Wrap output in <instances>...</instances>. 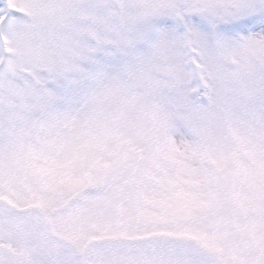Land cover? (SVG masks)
Masks as SVG:
<instances>
[{
	"label": "snow or ice",
	"instance_id": "snow-or-ice-1",
	"mask_svg": "<svg viewBox=\"0 0 264 264\" xmlns=\"http://www.w3.org/2000/svg\"><path fill=\"white\" fill-rule=\"evenodd\" d=\"M0 264H264V0H0Z\"/></svg>",
	"mask_w": 264,
	"mask_h": 264
}]
</instances>
